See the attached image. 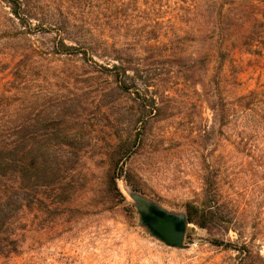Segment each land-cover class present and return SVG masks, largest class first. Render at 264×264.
Masks as SVG:
<instances>
[{
  "label": "trees",
  "instance_id": "16d2710c",
  "mask_svg": "<svg viewBox=\"0 0 264 264\" xmlns=\"http://www.w3.org/2000/svg\"><path fill=\"white\" fill-rule=\"evenodd\" d=\"M244 54L264 68V0H0V257L18 251L22 209L57 216L85 182L83 101L60 89L71 76L55 60L103 77L97 110L135 130L106 150L105 176L144 193L122 161L149 152L153 123L181 113L186 90L211 112L210 139L217 127L264 175V81L242 87ZM52 78L61 85L44 86ZM206 168L200 200L185 203L187 223L234 231L225 243L240 263L264 264V211L249 217Z\"/></svg>",
  "mask_w": 264,
  "mask_h": 264
},
{
  "label": "rangeland",
  "instance_id": "374dc122",
  "mask_svg": "<svg viewBox=\"0 0 264 264\" xmlns=\"http://www.w3.org/2000/svg\"><path fill=\"white\" fill-rule=\"evenodd\" d=\"M239 57L245 60L240 73L244 89L264 81V68L246 63L253 57ZM54 66L56 70L66 69L71 76L67 86L60 89L70 90L85 105L78 104L85 113L82 131L87 142L82 145L90 150L83 160L85 182L76 200L57 216H48L34 205L22 209L16 230L18 251L0 257V264H241L233 244L225 243L236 240L232 230H206L187 223L182 248L169 247L149 234L140 224L130 195L132 189L138 190L123 176L116 178L115 185L105 176L106 150L120 139H134L135 130L125 122L113 125L109 111L97 110L104 102L102 76L86 73L75 61L55 60ZM50 85L56 87L61 82L52 78L44 84ZM188 91L182 96L181 113L177 111L170 121L153 123L149 152L122 161L144 191L138 192L168 211L186 214L185 203L198 202L202 196V175L209 165L220 180L221 191L240 205L245 202L249 217L264 211V206L259 207L264 198V175L255 174L250 158L225 144L217 127L210 139L205 131L211 125V112L200 99L187 98ZM107 190L113 198H108Z\"/></svg>",
  "mask_w": 264,
  "mask_h": 264
},
{
  "label": "water",
  "instance_id": "95a60500",
  "mask_svg": "<svg viewBox=\"0 0 264 264\" xmlns=\"http://www.w3.org/2000/svg\"><path fill=\"white\" fill-rule=\"evenodd\" d=\"M140 224L146 228L150 235L157 238L169 247H184V236L187 225L185 213L168 211L146 197L144 194L131 190Z\"/></svg>",
  "mask_w": 264,
  "mask_h": 264
}]
</instances>
